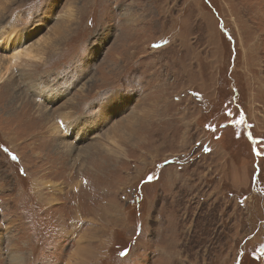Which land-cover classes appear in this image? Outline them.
Listing matches in <instances>:
<instances>
[{
  "label": "rangeland",
  "instance_id": "374dc122",
  "mask_svg": "<svg viewBox=\"0 0 264 264\" xmlns=\"http://www.w3.org/2000/svg\"><path fill=\"white\" fill-rule=\"evenodd\" d=\"M11 39L0 264H264V0H0Z\"/></svg>",
  "mask_w": 264,
  "mask_h": 264
},
{
  "label": "bare ground",
  "instance_id": "6f19581e",
  "mask_svg": "<svg viewBox=\"0 0 264 264\" xmlns=\"http://www.w3.org/2000/svg\"><path fill=\"white\" fill-rule=\"evenodd\" d=\"M14 31V30H13ZM11 33H13V34H9L8 36H10V35H17V33H18V31L16 32H11ZM19 35H21V34H19ZM23 35V34H22ZM19 41L20 40H17V38H15V41L13 42L12 41V39H11V42L10 41H8V42H4V43H1L0 42V45H4L5 46V51H9L10 49H11V47H10V45H11V43L13 42V43H15V44H18L19 43ZM6 43V44H5ZM20 47H18L17 49H16V46H14L13 48H12V51L11 52H9V56H10V58H0V60H7L8 61V63H7V66H8V68H11V67H14L15 65H18V62H20V60H22V59H24V58H27V60L28 59H34V61H36L35 59L36 58H34V57H32L31 58V56L30 55H28V54H26V52H24V49L25 48H21V49H19ZM28 50V49H27ZM29 54H30V51H29ZM29 60V61H30ZM25 61L26 60H24V61H22V62H24L25 63ZM5 62V61H4ZM1 66H2V64H1ZM5 66V65H4ZM7 66H5V67H7ZM7 68V69H8ZM5 69V68H4ZM8 71V70H7ZM5 79V73L4 74H0V84H2V81ZM43 83L42 82H38L37 81V83L35 84V85H38V86H40V85H42ZM47 89H45V90H43V91H46ZM42 92V91H41ZM42 114V113H41ZM61 117V116H60ZM66 119V118H65ZM59 122H61V121H59ZM54 123V122H53ZM55 129H57V127H54V130ZM69 130V129H68ZM52 131H53V129H52ZM66 131H67V129H66ZM70 134H71V132H70ZM83 250V249H82ZM85 251V250H84ZM81 252H83V251H81ZM80 252V253H81ZM84 255V254H83ZM85 255H86V253H85ZM80 257V256H79ZM14 259H15V256H12V258H11V260L12 261H14ZM79 259V258H78ZM79 261V260H78ZM84 261V260H83ZM78 263V262H77Z\"/></svg>",
  "mask_w": 264,
  "mask_h": 264
},
{
  "label": "snow or ice",
  "instance_id": "6c2138e0",
  "mask_svg": "<svg viewBox=\"0 0 264 264\" xmlns=\"http://www.w3.org/2000/svg\"><path fill=\"white\" fill-rule=\"evenodd\" d=\"M12 159H16V157L13 156ZM121 255H124V253H121Z\"/></svg>",
  "mask_w": 264,
  "mask_h": 264
}]
</instances>
